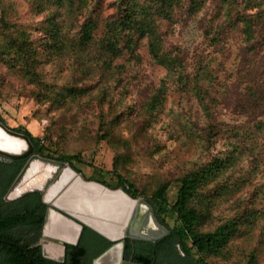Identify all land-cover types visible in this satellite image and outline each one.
Wrapping results in <instances>:
<instances>
[{
	"label": "rangeland",
	"instance_id": "rangeland-1",
	"mask_svg": "<svg viewBox=\"0 0 264 264\" xmlns=\"http://www.w3.org/2000/svg\"><path fill=\"white\" fill-rule=\"evenodd\" d=\"M125 1L132 0H0V41L4 32L10 37L25 30L39 51L31 76L0 54V117L9 127L21 124L42 137L46 149H37L43 157L79 154V161H63L85 180L127 191L115 175L94 171L116 167L141 192L170 181V203L180 176L229 157L201 189V196L212 201L199 228L212 230L235 218L238 229L220 253L206 260L244 264L255 254L264 264V25L255 17L248 39L241 19L263 9L264 0H204L197 11L190 0H180L170 19L153 14L150 22L163 38L162 49L180 59L167 65L156 62L146 38L136 35L132 43L123 36L117 57L104 52L105 18ZM88 15L97 25L95 38L80 45L77 31L91 20ZM52 16L61 21L66 43L50 53L42 42ZM160 87L163 100L149 113L147 103ZM133 197L147 199L154 208L138 218L153 223L155 218L169 230L175 225L172 215L158 216L149 198ZM25 201H34L24 203L32 212L19 207ZM46 204L27 193L10 209L0 208V218L27 234L26 222L45 221Z\"/></svg>",
	"mask_w": 264,
	"mask_h": 264
},
{
	"label": "trees",
	"instance_id": "trees-1",
	"mask_svg": "<svg viewBox=\"0 0 264 264\" xmlns=\"http://www.w3.org/2000/svg\"><path fill=\"white\" fill-rule=\"evenodd\" d=\"M179 1H125L120 5L121 8L118 13L114 12L105 18L108 19L106 29L100 39L104 52L111 55V57H117L121 53V48L118 44L123 36L127 37L128 41L132 43L133 37L136 35L146 38L149 52L156 62L167 65L175 61V59L176 61L180 60L162 49L163 38L150 22L153 14L159 15L163 19H170ZM203 1L190 0L192 11H197ZM250 17H253L252 21L248 20ZM255 17L257 18V25L263 26L264 8L255 13L249 12L246 18H241L242 22H244L242 30L248 39L252 37L251 25L255 24ZM86 18L91 19L90 15ZM47 24L44 29V38H47V40L42 42V46L51 53V51L65 46V34L63 25L58 17H49ZM96 27V22L93 19L88 23L81 24L77 31L78 44L86 45L94 40L93 31ZM2 35L4 38L0 41L2 42L0 43V54L6 55L8 57L7 61L12 66H17L30 76L33 75L32 66L33 68L35 67L33 64L34 55L38 54L39 51L34 48L32 38L28 32L18 30L16 34H12L10 37L7 32ZM130 43L128 44L130 45ZM162 96L163 91L160 87L147 103V111L149 113H153L158 108L163 100ZM0 120L5 123L1 117ZM103 126L104 124L101 122L99 129H103ZM11 128L28 135L36 149H46L42 143V137L33 135L24 125L20 124ZM58 157L70 162L80 159L79 154H58ZM227 161H229V157H216L205 166L189 170L180 176L177 179L176 198L172 203L166 197L170 185L168 180L160 182L150 193L141 192L135 183L126 178L116 167L106 171L94 167V171L100 172V174L115 175L116 184L125 187L132 196L144 195L149 198L154 203L158 216L162 217L164 214H169L175 218V225L170 228L168 235L162 242L126 238V258L139 264H208L206 260L208 256L220 253L226 247L231 236L237 231L238 221L235 218H231L212 230H201L199 225L208 215L209 202L212 201L210 198L206 199L201 196V189L216 173L218 168L226 165ZM113 162L116 164V158H114ZM21 163L22 159L7 160L0 158V197L9 186ZM101 181L107 183L104 179ZM12 201L14 200L6 201L3 197L0 208H4V210L10 209ZM24 203L22 202L19 207H23L25 212H32V209ZM13 241L17 242L11 236L0 234V264H41L39 257L32 248H28V252H26ZM22 245L24 246V244ZM95 256L96 253L88 249L76 247L70 264H91ZM244 264H258L256 255L250 254Z\"/></svg>",
	"mask_w": 264,
	"mask_h": 264
},
{
	"label": "water",
	"instance_id": "water-1",
	"mask_svg": "<svg viewBox=\"0 0 264 264\" xmlns=\"http://www.w3.org/2000/svg\"><path fill=\"white\" fill-rule=\"evenodd\" d=\"M34 155L41 156L38 153V150L35 148L29 136L23 132H19L15 129H12L11 127L7 126L3 121L0 120V158H5L7 160L22 159V163L19 169L13 176L12 181L10 182L9 186L7 187V189L5 190L2 196L5 197L7 195L8 191L13 186L15 181L18 180V178L25 171L24 168L26 166L27 160ZM44 158L50 159L48 157H44ZM58 161H63V159L61 160L58 159ZM78 175L80 176V180H82V182H92L97 184L98 186H102L110 190V188L106 187L105 185L95 180L92 179L85 180L84 178L81 177L79 173ZM118 189L122 190L123 192H126L127 196H129L130 198H137V197H133L129 192H127L123 188H118ZM111 190H117V189H111ZM27 193H32L33 195L36 194L39 199L41 198V195H43L38 188L32 187L24 190L19 196H16L15 197L16 200L22 198V196ZM140 199H144V198H140ZM144 200H146L149 203L150 208L148 209V212H153L154 208L152 207L150 202L147 199ZM2 201L3 199L0 201V204ZM25 203L34 204V201H28V202L25 201ZM46 203L60 210V208L56 206L55 203H50V202H46ZM1 206L3 207V205ZM62 210L64 214L70 215L74 218L76 217V215L71 214V212L67 210L65 211L64 209ZM24 214L25 213H21L20 216L23 217ZM136 214L137 216L134 217L132 216L129 221H125L122 217L119 219L110 218L109 220H107V222L109 223L111 222L112 225H114L115 228L117 227L116 229L118 230L112 229L111 231H105V232L101 231L98 228H95L93 225L84 221L80 217H77L75 221L71 220L67 222L66 223L67 225L60 224L62 225L61 230H55L58 236L65 233L64 231L66 228H67L66 230L67 232L72 231L71 238L69 239L50 236L46 234L45 229H46V222L48 220L49 213H45V218H44L45 221L39 222V224L26 222L28 226H30L28 229L29 233L27 234H23L16 231L15 229H13V226L11 227L7 225L0 218V224H5L3 227L0 226V234L11 236L14 240L17 241V242L15 241L13 242L21 246L26 252H28L29 247H31L33 250L36 249L37 252L35 250L34 252L39 257L41 264H49V263L68 264L73 254V251L76 247L86 248L92 251H97L99 253L93 259L92 264H139L137 262L123 259V245H124L125 237L131 239H145L150 242H162L165 239V235H166L165 233H168L170 230L166 228L164 225L157 223V220L153 218L151 221H154L155 223L153 222L152 223L160 226V229L162 230L160 234H155L151 236H148L150 234H144V235L135 234L133 233V231L142 230L145 233H148V231L144 229V226L148 225L149 222V221L144 222L142 220V217L138 218V213ZM110 233L112 234V236L110 235ZM37 242H39L38 245L36 244ZM23 243L24 246L22 245ZM45 243L57 245L61 249L60 256L58 258H55L54 256H51L46 252H44L43 244Z\"/></svg>",
	"mask_w": 264,
	"mask_h": 264
},
{
	"label": "bare ground",
	"instance_id": "bare-ground-1",
	"mask_svg": "<svg viewBox=\"0 0 264 264\" xmlns=\"http://www.w3.org/2000/svg\"><path fill=\"white\" fill-rule=\"evenodd\" d=\"M25 171L15 181L13 186L4 197L6 201L15 200L24 190L38 188L43 195L41 200L44 202L55 203L60 208L49 206V217L46 227L51 224V231L45 229L46 234L61 238H71L72 231H66L62 235H57L55 230H61L62 225L80 217L101 231H111L116 229L112 223L107 222L110 218H123L129 221L136 213L147 214L150 208L149 203L140 198H130L126 192L120 189L108 190L92 182H82L78 173L65 161L50 160L39 155H34L27 160ZM35 179V180H34ZM44 198V199H43ZM76 215L72 217L64 214L63 210ZM74 218V219H73ZM128 219V220H127ZM149 221V218L146 219ZM123 222V221H120ZM148 231H133L135 234H160L162 230L157 224L148 222L144 226ZM118 230V229H116ZM63 232V231H62ZM117 233V232H116ZM112 236V234L110 233ZM43 251L58 258L61 249L50 243L43 244Z\"/></svg>",
	"mask_w": 264,
	"mask_h": 264
},
{
	"label": "flooded vegetation",
	"instance_id": "flooded-vegetation-1",
	"mask_svg": "<svg viewBox=\"0 0 264 264\" xmlns=\"http://www.w3.org/2000/svg\"><path fill=\"white\" fill-rule=\"evenodd\" d=\"M16 200V199H15ZM48 207V206H47ZM41 247V246H40ZM29 248H31V247H29ZM86 249V248H85ZM89 250V249H88ZM89 251H92V250H89ZM74 252V251H73ZM92 252H94V253H96V256L99 254L97 251H92ZM126 252H127V248L125 247V239H124V245H123V259H125V260H130V261H133V260H131V259H127L126 258ZM36 254V253H35ZM73 255V254H72ZM95 256V257H96ZM94 257V258H95ZM71 258H72V256H71ZM93 258V259H94ZM93 259H92V261H93ZM71 260V259H70ZM70 260H69V262H68V264H70ZM41 262V261H40ZM133 262H135V261H133ZM91 264H92V262H91Z\"/></svg>",
	"mask_w": 264,
	"mask_h": 264
}]
</instances>
